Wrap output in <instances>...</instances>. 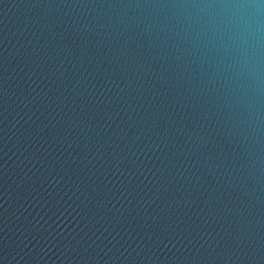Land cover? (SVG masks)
<instances>
[{"label": "water", "instance_id": "obj_1", "mask_svg": "<svg viewBox=\"0 0 264 264\" xmlns=\"http://www.w3.org/2000/svg\"><path fill=\"white\" fill-rule=\"evenodd\" d=\"M0 264H264V0H0Z\"/></svg>", "mask_w": 264, "mask_h": 264}]
</instances>
